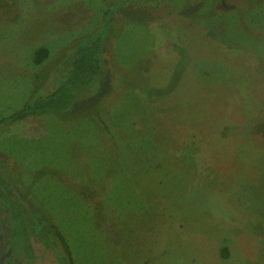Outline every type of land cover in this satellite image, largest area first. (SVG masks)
Segmentation results:
<instances>
[{
  "label": "rangeland",
  "instance_id": "obj_1",
  "mask_svg": "<svg viewBox=\"0 0 264 264\" xmlns=\"http://www.w3.org/2000/svg\"><path fill=\"white\" fill-rule=\"evenodd\" d=\"M99 36L73 108L0 125L30 211L76 264H264V0H0V121Z\"/></svg>",
  "mask_w": 264,
  "mask_h": 264
},
{
  "label": "trees",
  "instance_id": "obj_2",
  "mask_svg": "<svg viewBox=\"0 0 264 264\" xmlns=\"http://www.w3.org/2000/svg\"><path fill=\"white\" fill-rule=\"evenodd\" d=\"M102 50V36L80 46L77 57L73 60L64 76L60 78L53 92L47 95L31 97L20 109L2 118L0 125L20 122L34 116L69 111L81 98L86 96L90 88L96 85L100 78L103 70ZM49 57V48L46 46L40 47L35 56V63L42 65ZM104 129H106V132L108 131V128ZM48 223L52 226L50 228L56 237V241L61 245L63 252L61 256L62 264H76L72 248L64 231L57 223ZM224 254L227 256L228 251L226 250Z\"/></svg>",
  "mask_w": 264,
  "mask_h": 264
},
{
  "label": "flooded vegetation",
  "instance_id": "obj_3",
  "mask_svg": "<svg viewBox=\"0 0 264 264\" xmlns=\"http://www.w3.org/2000/svg\"><path fill=\"white\" fill-rule=\"evenodd\" d=\"M24 190L0 167V264H39L38 248H52L45 236L56 239L51 224L45 225L37 211H30L32 202L21 195ZM41 224L48 226L45 234Z\"/></svg>",
  "mask_w": 264,
  "mask_h": 264
}]
</instances>
